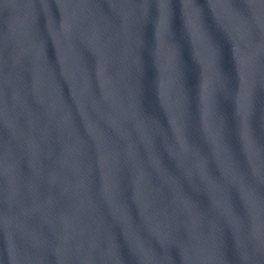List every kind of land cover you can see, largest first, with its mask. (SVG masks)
I'll return each instance as SVG.
<instances>
[{"label": "water", "instance_id": "1", "mask_svg": "<svg viewBox=\"0 0 264 264\" xmlns=\"http://www.w3.org/2000/svg\"><path fill=\"white\" fill-rule=\"evenodd\" d=\"M0 264H264V0H0Z\"/></svg>", "mask_w": 264, "mask_h": 264}]
</instances>
